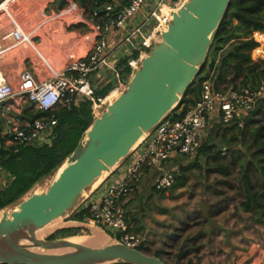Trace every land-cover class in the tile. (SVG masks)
<instances>
[{"label":"built area","instance_id":"2783aa9c","mask_svg":"<svg viewBox=\"0 0 264 264\" xmlns=\"http://www.w3.org/2000/svg\"><path fill=\"white\" fill-rule=\"evenodd\" d=\"M11 1L14 0H0V5L6 2L0 14L7 10ZM185 1L113 0L105 4L103 9L93 10L85 20L95 32L92 48L77 57L72 55L61 70L44 80H38L31 71H24L14 84L0 72V117L7 143L14 147V151L24 145L38 147L51 144L58 124L54 112L60 107L69 108L88 101L94 118L97 117L111 100L108 94H96V89L90 83V75L101 65L108 64V37L111 31L126 30L122 43L132 54L137 52L136 56H128L123 63V68L129 69L126 76V72H116L119 78L116 90L121 92L148 50L160 39L161 32L167 29L173 13ZM143 9H146L145 16L129 28L128 23ZM57 18L63 20V16ZM251 37L257 43L251 57L254 52L257 56L252 59L262 58L260 53L264 45V32L255 31ZM24 39L21 28L9 21L6 28L0 30V56ZM263 97L264 85L254 89L237 86L214 90L211 79L204 80L199 98L187 107L180 118H175L173 111L165 115L108 174L103 185L95 189H101L99 195L95 199H91L93 191L86 195L83 205L89 207L91 215L85 222L105 228L115 240L129 247L140 246L143 242L135 232V222L128 216V207L141 179L148 172H156L153 188L158 192L168 191L174 184L175 173L164 166L173 156L197 154L210 121L217 119L226 124L232 120H242ZM16 101L28 102L35 111L44 114L34 118L25 116L15 109ZM181 109L174 112L179 114Z\"/></svg>","mask_w":264,"mask_h":264},{"label":"water","instance_id":"95a60500","mask_svg":"<svg viewBox=\"0 0 264 264\" xmlns=\"http://www.w3.org/2000/svg\"><path fill=\"white\" fill-rule=\"evenodd\" d=\"M231 0H186L149 49L125 88L95 117L48 188L32 193L0 218V264H88L94 261L167 264L163 258L115 242L81 246L35 232L75 208L85 189L108 174L180 102L203 65ZM61 165V166H62ZM60 166V167H61ZM59 167V168H60ZM68 248L54 256L29 253Z\"/></svg>","mask_w":264,"mask_h":264},{"label":"rangeland","instance_id":"374dc122","mask_svg":"<svg viewBox=\"0 0 264 264\" xmlns=\"http://www.w3.org/2000/svg\"><path fill=\"white\" fill-rule=\"evenodd\" d=\"M43 9L45 10L43 11ZM51 10L52 6L51 3H48V0L11 1L7 5V10L2 11V14H0V30L6 28L9 21H13L21 28L27 39L28 36L32 35L35 31L40 32L45 29H51L53 31V29H57L59 30L57 33L59 34L57 36L59 37L57 40L58 44L64 42L62 43L64 48H67L71 44H76L77 39L80 38L78 34H68L66 31H78L79 34H84L88 31L87 27L81 25V23H77L76 25L80 24L77 27L74 26L72 23L74 21L71 17L72 11L67 14H59L60 16H67L64 18L67 23H58L60 20L54 16L43 18L44 13L48 15L51 13ZM56 24H58L59 27H56ZM66 24L69 25L67 26ZM81 51L80 49L78 52L76 51L75 54H79ZM65 53L66 52H62V56L60 57L61 61L65 58ZM106 72L110 71L106 70ZM127 73L126 71L124 76H126ZM106 80L108 79H105L100 85V88L105 87L101 91L108 88L107 93L110 94L108 98L109 100H114L120 94L119 90H116L118 85L113 81L112 83L114 84L108 86L107 83H105ZM123 80H126V78ZM180 108H182V106ZM92 117L94 119L93 113ZM259 117L258 115L257 118ZM215 122L216 121H210L208 124L200 145H204L205 142H214L216 132L218 134L222 133V129H218L221 122L218 121L216 124ZM224 126L225 125H222V128ZM226 135L229 137L231 131H228ZM219 139L218 136L217 141H219ZM223 146L224 145L217 143L215 150L218 148L224 150ZM221 157L225 158H222L223 162L226 163L228 161V155L225 151L221 152ZM205 160L206 155L199 152L191 156H177L175 159L169 160L164 166L166 170H172L175 173L174 184L168 191L162 192V194L153 191L151 186L155 180L154 175H152V173H146L139 182L142 191H135L132 196L130 202L132 203L131 216L138 219L142 224L141 228L147 226L149 230L152 231V235L146 239L147 242L145 241V247L148 248L149 254L153 255L157 253L167 264H187L188 262L192 264H212L211 258H213V260L219 258V264H226L223 260L224 257L233 251V249L230 248V225L238 227L237 230L241 231L242 228H239V226H242L244 223L245 227H248L246 233L250 234V239H252V241L257 240L261 246H264V217H262L261 221H256L253 215L241 211L239 207V202L242 198L238 190L240 164H232L229 167V175H222L213 170L210 171L209 169L212 168L213 163L210 161L207 163ZM62 166L52 175L36 183L16 202L1 209L0 217L3 211L10 213L13 209L17 208L19 202L27 198L30 194L46 190L53 179L58 175ZM180 167L189 169L182 171ZM113 175H115V172ZM179 175H181V177H178ZM107 176L108 173L105 172L96 179L90 187L86 188L77 206L68 211L65 217L58 218L50 222L46 228L39 229V231L43 233L42 239L53 240L50 239V237L62 229H69L70 231L58 233L55 236L70 239L80 235H90L93 230L100 231L98 225L85 221H76L73 220L71 216L75 210L84 207L83 201L86 195L90 194L92 191L91 199H95L99 195L101 189H95L103 185L106 180L105 178H108ZM8 183V176L5 173H0V188L5 187ZM73 221L77 223H73ZM101 228L109 234L108 230L103 227ZM211 233L212 235L210 236ZM199 234L201 235L200 238L197 236ZM102 235L104 234L102 233ZM138 235L142 237V233H138ZM104 236L108 239V243L117 242V240L110 235L109 237L106 235ZM25 243L32 249H38L44 252L56 251V255L68 251L67 248L62 247L42 250L33 244L27 243V241H25ZM234 243H238L237 239H235ZM236 245L239 246L238 244ZM181 250L186 252V254L180 256ZM114 262L112 261L110 264ZM215 262L216 261H214V263ZM88 264L108 263L93 262Z\"/></svg>","mask_w":264,"mask_h":264},{"label":"trees","instance_id":"16d2710c","mask_svg":"<svg viewBox=\"0 0 264 264\" xmlns=\"http://www.w3.org/2000/svg\"><path fill=\"white\" fill-rule=\"evenodd\" d=\"M112 2L113 0H55L54 7L59 10L68 3H78L86 12L92 13L93 10H101L105 4ZM255 31L264 32V0H231L203 65L179 104L172 110L175 118H180L187 107L199 98L201 84L208 78L211 79L214 90L237 86L254 89L264 85V59L254 60L251 57L252 50L257 46L251 37ZM136 55L137 52L133 54ZM125 71L129 72V69ZM107 89L97 94L103 96ZM181 106V112L176 114L174 111ZM54 113L58 124L51 144L38 147L24 145L14 151L13 146L5 148L0 137V167L12 176L9 183L0 188V210L16 202L40 180L52 175L72 153L93 121L91 104L88 101L69 108L60 107ZM42 114L44 112L36 111L29 117ZM213 121H216L215 124L218 122L217 119ZM222 125L225 126L222 128ZM219 128L222 133L216 132L214 142H205L197 152L206 155L205 162L213 163L210 171L222 175H229L232 164H240L238 190L242 198L239 207L253 215L256 221H261L264 217V97L256 102L254 110L242 120H232L226 124L221 122ZM1 130L0 118V133ZM228 131H231L229 137L226 135ZM216 142L224 145V150H215ZM222 151L228 155L226 163L222 161V158L225 159L221 157ZM180 169L185 171L189 168ZM90 215V209L86 205L75 210L71 217L84 222ZM68 231L70 230H59L50 239L59 238L61 236L55 235ZM197 236L201 237L200 234ZM137 248L149 254L148 248L143 244ZM185 254L181 250L180 256ZM153 255L159 256L157 253Z\"/></svg>","mask_w":264,"mask_h":264},{"label":"crops","instance_id":"0c3cea01","mask_svg":"<svg viewBox=\"0 0 264 264\" xmlns=\"http://www.w3.org/2000/svg\"><path fill=\"white\" fill-rule=\"evenodd\" d=\"M54 1L55 0H48V3H51L52 10L51 13L48 15L44 13L43 18L53 17V16L57 18L60 17L59 15L60 13L67 14L72 11L73 13H71L72 14L71 17L73 18L74 22L72 23L74 24V26L77 27L80 24L78 25L76 24L81 23V25H85V27H87L88 31L85 32L84 34H79L78 31L77 32L66 31V33L68 34L74 33L75 35L78 34L80 36V38L77 39L76 44H71L67 48H64L62 44L64 42L58 44L57 40L59 37L57 36L59 34L57 33L59 32V30L57 29H53V31L51 29L50 30L45 29L40 32L35 31L32 35L28 36L27 39L25 38L24 40L15 44L14 48L11 51L6 52L5 54H2L0 56V72L4 74L7 77V79L13 84L16 83L17 79L19 78V75L24 71H31L35 74L38 80H44L49 75L64 68V66L66 65V63L68 62L69 58L72 55L75 57L82 55L88 52L94 44L95 32L93 31L92 26L89 23H87V21H85L89 16V14L91 13L86 12L78 3L76 4L68 3L63 8L57 10L54 7ZM4 7H5L4 4L0 5V9ZM44 10L45 9H43V11ZM145 13H146V9H143L135 18H133L128 23V27L130 28L131 26H134L135 24L139 23L142 20V18L145 16ZM66 17L67 16H63V20L58 21V23H67L66 20L64 19ZM66 25L68 26L69 24ZM56 27H59V25L56 24ZM124 34H126V30H118V29L112 30L111 33L109 34L108 37L109 52L107 55L108 64L101 65L90 75V83L96 89V94L97 92H100L102 89L105 88V87L100 88V85L105 79H108L105 82L107 83L108 86L110 85L112 86L114 83L118 85L119 78L116 76V72H118L119 74L120 73L123 74V72H126L122 65L128 56H131L135 53L134 51L132 54L130 49H128L127 46L123 45L122 41ZM80 49L82 51L79 54H75L76 51L78 52V50ZM62 52L63 53L66 52V53H65V58L62 59L61 61L60 57L62 56ZM256 56H257L256 52L252 53V58ZM260 56L264 58V45L261 47ZM106 70L110 72H106ZM113 81L114 83H112ZM15 109L21 111L23 115L28 117L30 114L36 112L32 107V105L28 102L16 101ZM0 137L2 138L4 147L8 148L10 145L6 141L3 124H2ZM176 157L177 156H173L172 159H175ZM0 173H5L8 176L9 181L11 180L12 176L8 174L2 167H0ZM148 173H152L155 179L156 172L151 171ZM151 187L153 191L162 194V192H158L155 189H153V185ZM141 191H142V187L138 185L136 192H141ZM131 206L132 203L129 204L128 216L136 224L135 232L137 234L142 233V237H141L143 242L142 244L145 246L146 244L145 241L148 237L152 235L151 234L152 231L149 230L147 226L145 228H141L142 224L138 221V219L131 216L132 213ZM73 223H77V222L73 221ZM98 228L102 233H104L107 237H109V234H107L101 227ZM239 228H242L241 231L237 230L238 227H235L234 225H230L229 228L231 230L230 248H232L233 251L230 254H227L225 256L226 259L224 257L223 260L226 262V264H264V246H261L257 240L252 241V239H250L249 236L250 234L246 233L248 227H245L244 223L242 226H239ZM211 235L212 233L210 234V236ZM80 236H85V235H80ZM235 239H237L238 243H234ZM236 244H238L239 246H237ZM218 260L220 259L217 258V260H213V258H211L212 264L214 263V261H216L214 264H219Z\"/></svg>","mask_w":264,"mask_h":264},{"label":"bare ground","instance_id":"6f19581e","mask_svg":"<svg viewBox=\"0 0 264 264\" xmlns=\"http://www.w3.org/2000/svg\"><path fill=\"white\" fill-rule=\"evenodd\" d=\"M2 4H4V6L6 5V2H3ZM110 94H108V97H109ZM109 99V98H108ZM112 101V100H111ZM140 140H142V138H140ZM139 140V141H140ZM138 141V142H139ZM137 142V143H138ZM64 167V165L62 166V168ZM62 170V169H61ZM60 170V171H61ZM59 174V173H58ZM104 174V173H103ZM102 174V175H103ZM96 187V186H95ZM1 216H2V213H1ZM1 218V217H0ZM56 220V219H54ZM53 220V221H54ZM52 222V221H51ZM49 224V223H48ZM47 224V225H48ZM47 225L43 228H46ZM54 228V227H53ZM104 234V233H103ZM42 235L43 233L40 232L39 230H37L35 232V236L39 239H42ZM105 235V234H104ZM102 235V232L100 231H97V230H93L92 233L90 235H87V236H76V237H72V238H68L67 240L72 242V243H75V244H78V245H81V246H90V247H99V246H103V245H107L108 243V239ZM115 243V242H114ZM108 244H112L111 243H108ZM21 246L25 247V249L29 252V253H32V254H40V255H44V256H54L56 255V251L53 252V251H50V252H44V251H41V250H38V249H32L30 248L26 243L25 241L22 242ZM68 249V248H67ZM69 252V249L68 251ZM66 252V253H67ZM65 254V253H63ZM59 255V254H58ZM94 262H100V261H94ZM102 262H105V261H102ZM105 263H108V262H105Z\"/></svg>","mask_w":264,"mask_h":264}]
</instances>
